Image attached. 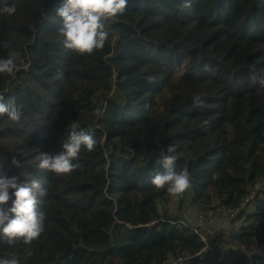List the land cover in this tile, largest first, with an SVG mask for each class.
Instances as JSON below:
<instances>
[{"label": "trees", "instance_id": "trees-1", "mask_svg": "<svg viewBox=\"0 0 264 264\" xmlns=\"http://www.w3.org/2000/svg\"><path fill=\"white\" fill-rule=\"evenodd\" d=\"M63 3L0 0V59L17 53L15 75L0 74V95L22 110L19 122L0 116V175L39 179L46 189L39 241L9 248L0 238V256L15 254L20 264H264L235 250L264 248V0H128L106 24L105 47L85 56L63 46ZM11 5L9 16L2 9ZM73 124L94 132L95 150L82 148L71 174L40 169ZM157 141L190 173L183 198L151 183L163 171ZM253 192L255 211L228 250L201 254L198 235L173 225L174 201L179 211L234 212Z\"/></svg>", "mask_w": 264, "mask_h": 264}, {"label": "clouds", "instance_id": "clouds-1", "mask_svg": "<svg viewBox=\"0 0 264 264\" xmlns=\"http://www.w3.org/2000/svg\"><path fill=\"white\" fill-rule=\"evenodd\" d=\"M128 0H64L57 9L62 18L59 33L64 37L63 46L66 50L79 56L93 55L105 47L108 39L106 24L123 15ZM2 11L9 16L16 13L15 5L5 6ZM17 53L10 52L6 58L0 59V74L14 76L17 71ZM197 105L199 97H194ZM19 122L22 110L16 104L15 98L5 102L0 95V116ZM97 141L92 131L77 129L72 125L67 139L63 142L62 151L52 155L44 153L38 167L56 175L71 174L80 167L78 161L82 148L92 152ZM159 159L157 164L163 171H156L151 177V183L157 189H166L173 197L183 198L192 187L191 176L187 168L177 169L175 149L168 146L165 149L157 141ZM12 163L20 167V161L13 157ZM46 195V189L39 179L22 181L19 176L0 175V238L3 245L9 248L21 242L31 246L39 241L45 232L46 215L40 210V198ZM0 264H20L15 254L0 256Z\"/></svg>", "mask_w": 264, "mask_h": 264}, {"label": "built area", "instance_id": "built-area-1", "mask_svg": "<svg viewBox=\"0 0 264 264\" xmlns=\"http://www.w3.org/2000/svg\"><path fill=\"white\" fill-rule=\"evenodd\" d=\"M259 191L260 188H257L256 192ZM256 192L245 199L240 208L234 212H225L218 209L208 214L204 209H197L187 218L184 214L178 219H173V225L181 228L187 227L198 235L204 245L201 254H212L216 248L228 250L230 249L231 238L239 236L241 230L249 224L248 217L252 216L255 211L253 200L257 197ZM235 250L244 253L250 259L257 257L264 259V248L257 250L237 248ZM188 260L180 258L170 261L169 264H183Z\"/></svg>", "mask_w": 264, "mask_h": 264}, {"label": "rangeland", "instance_id": "rangeland-1", "mask_svg": "<svg viewBox=\"0 0 264 264\" xmlns=\"http://www.w3.org/2000/svg\"><path fill=\"white\" fill-rule=\"evenodd\" d=\"M184 207L185 208L182 211H179L177 202L176 201L172 202L170 205V216L173 217V216L177 215V217L173 218L175 220V219H178L180 216L185 214V216L187 218L189 215L193 214L196 211L189 204H186V206H184Z\"/></svg>", "mask_w": 264, "mask_h": 264}]
</instances>
